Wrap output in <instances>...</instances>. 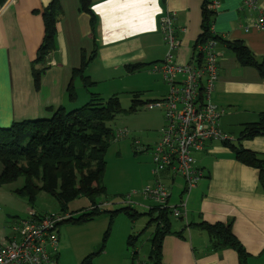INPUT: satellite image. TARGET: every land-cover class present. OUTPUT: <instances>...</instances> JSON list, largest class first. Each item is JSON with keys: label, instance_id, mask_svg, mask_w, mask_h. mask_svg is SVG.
I'll list each match as a JSON object with an SVG mask.
<instances>
[{"label": "crops", "instance_id": "0c3cea01", "mask_svg": "<svg viewBox=\"0 0 264 264\" xmlns=\"http://www.w3.org/2000/svg\"><path fill=\"white\" fill-rule=\"evenodd\" d=\"M51 1L7 0L0 6V129L14 123L50 119L61 106L77 107L75 101L69 100L67 89L71 83L76 88V79L72 76L74 69L81 67L82 55L88 58L95 51V58L87 63L90 87L107 84L104 86L112 91L116 84L131 82L144 73L142 77L152 83L150 87L161 94L159 100L165 98L169 91H162L159 76L153 73L149 76L151 67L163 64L169 52L161 24L165 17L172 18L179 44L174 56L179 64L193 63L198 56L197 46L214 40L201 39L204 0H92V11L98 20L94 36L91 17L80 11L79 0H59L62 16L57 25L56 48L47 59L48 69L36 91L31 66L44 38L43 18L36 11L43 10ZM246 1L218 0L219 7L210 9L214 13L210 28L214 35L211 36H216L213 50L219 62L218 80L209 102L224 110L219 122L223 132L232 139L229 142L238 138L243 125L257 122L264 114V78L255 68L240 66L226 43L242 41L258 60L264 58V31L252 28L253 21L264 17V0H256V8L245 4ZM134 66L135 72L130 69ZM97 91L89 93V99L91 94L105 99L102 96L105 90ZM132 94L142 96L144 91ZM150 103L146 105L148 110L163 112L160 122L163 128L164 110L150 108ZM121 131L128 135L126 130L117 134L114 131L116 137ZM226 143L209 142L204 151L194 155L195 166L203 171L204 178L189 193L185 192V180H180V176L164 173L160 177L170 189L168 205L176 207L186 203L185 214L180 218L183 222H176L175 228L172 225V231L181 232L182 237L170 234L164 238L160 264H241L235 250L211 248L207 233L193 227L202 222L211 225L232 222V234L248 255L246 264H264V190L258 183L259 171L235 159ZM241 146L264 156V135L245 140ZM153 170L152 162L146 186L156 180L154 175L151 177ZM134 203L143 209L156 207L144 199ZM31 212L35 211L27 210L28 215ZM133 231L131 228L130 233ZM4 239L5 236L0 243ZM58 241L65 249L61 236ZM58 254L56 264H63L62 254ZM94 257L92 264H95ZM128 259L126 253L125 260Z\"/></svg>", "mask_w": 264, "mask_h": 264}, {"label": "trees", "instance_id": "16d2710c", "mask_svg": "<svg viewBox=\"0 0 264 264\" xmlns=\"http://www.w3.org/2000/svg\"><path fill=\"white\" fill-rule=\"evenodd\" d=\"M6 2L7 0H0V6ZM58 2L59 0H52L43 10L36 11V14L40 13L42 16L44 23V38L36 53V60L31 66L36 91L41 86L40 78L48 69L46 66L47 59L56 48L57 25L62 16V7ZM210 3L211 0H204L203 33L200 35H202L201 39L210 37L215 40L216 36H211L214 34H211L210 30L214 15L208 9ZM79 4L80 11L90 15L91 31L93 36L96 35L98 20L92 11V0H79ZM217 40L219 39L217 38ZM226 43L240 66L255 68L264 78V58L258 60L242 41ZM95 52L88 58L83 54L81 67L73 71V79H80L85 89L92 85L86 74L87 63L95 58ZM200 59L201 56H198V63L202 62ZM130 69L135 72L137 67L134 66ZM75 89L72 83L67 89V95L71 102L77 100ZM138 99V94L133 95L131 111H136L138 106L145 104ZM122 112L124 113L118 96L103 99L99 95L91 94L90 99L84 105L72 110L61 106L50 119L14 123L8 128L0 129V186L14 183L23 177L24 186L15 193L27 199L28 205L33 206L39 192H45L57 200L61 213L65 214H68L70 202L79 197H87L92 203V211L83 214L78 219L72 217L67 222L91 221L90 216L101 213L95 202L96 199L108 195L103 177L107 170L105 156L109 146L117 138L114 129L109 124H112ZM262 135H264V114L259 116L257 122L243 125L238 138L224 145L231 150L236 157L235 159L241 164L259 171L258 183L264 190L263 154L245 150L241 146L243 141ZM142 191L135 192L134 195L131 194L129 203L135 205V201L132 199L134 196L140 195ZM144 200L146 199L144 198ZM156 207L148 212L150 216L157 214L151 220L152 223H156V231L152 239L150 264L161 263L162 243L167 235L174 234L182 237L181 232L172 231L171 210L168 208L161 209L158 205ZM119 212L127 214L132 221H136L137 217L140 216L131 206L110 214L115 215ZM193 227L207 233L211 248L214 251L224 248L233 249L237 252L240 263L246 264L248 255L241 243L232 234V222L214 225L202 222L194 224ZM137 238L139 236L132 234L129 236L127 240L128 249L135 247ZM102 251L100 250L96 254L98 255ZM137 255V252L133 253L131 264H135ZM94 256L95 254L87 257L83 264H92Z\"/></svg>", "mask_w": 264, "mask_h": 264}, {"label": "rangeland", "instance_id": "374dc122", "mask_svg": "<svg viewBox=\"0 0 264 264\" xmlns=\"http://www.w3.org/2000/svg\"><path fill=\"white\" fill-rule=\"evenodd\" d=\"M152 73L159 76L161 86H163L162 91L167 89L169 91L167 84L161 78V74L153 72L151 67L149 76ZM138 75L139 77L130 80L131 82L128 81L123 85L121 83L116 84L112 91L108 86H104L107 84H99L85 89L81 80L76 79L75 90L78 99L75 102L77 107L84 105L89 99V93H98V89L105 90L102 94L105 99L111 98L113 95L118 96L124 113L119 114L115 121L109 125L116 134L120 130H126L128 135L113 141L106 153L107 170L103 177L108 195L107 197H98L95 201L101 213L90 216L91 221L82 220L78 224L65 222L57 228L59 229V236L66 243V248L63 249L59 242V253L62 254L61 262L63 264H81L89 254L98 253L100 250H103L102 253L94 257L95 264H131L130 256L134 252L138 253L135 264H150L152 239L156 231L155 222L152 223L151 220L155 216H149V206L146 209L139 208L130 204L126 198L135 192H141L148 184L147 174L153 161L151 149L159 141L162 128L160 122L163 121L164 115L160 110L151 111L146 107L148 102L161 99V94L150 87L152 83L142 77L144 73ZM154 81L155 79H152V82ZM137 91H144L138 100L145 102V104L138 106L136 111H131L132 93ZM149 91H154L155 94ZM74 108H76L74 105L68 107L69 110ZM179 179L183 180L182 177ZM24 183L25 180L21 177L14 183L0 186V241L4 236L7 237L11 234V225L15 220L28 218V209L35 211L34 213L38 216L62 214L57 200L45 192H39L33 206L28 205L27 199L15 193L24 186ZM137 199L142 200L144 198L140 194L134 196L132 200L136 201ZM149 201L146 200L147 203L151 204V207L156 206L155 203ZM130 206L147 215L141 214L136 221H132L124 212L115 215L110 214ZM91 211L92 203L87 197H79L68 205V214H72L75 219ZM171 219L173 228H175L176 222H183L174 216ZM131 228H134L132 233H130ZM131 234L137 237L139 235V238L135 242V247L130 248L128 252L127 240ZM126 253L127 258H129L128 261L125 260Z\"/></svg>", "mask_w": 264, "mask_h": 264}, {"label": "built area", "instance_id": "2783aa9c", "mask_svg": "<svg viewBox=\"0 0 264 264\" xmlns=\"http://www.w3.org/2000/svg\"><path fill=\"white\" fill-rule=\"evenodd\" d=\"M218 0L209 9L216 10ZM245 4L256 8V0ZM170 16L162 19V30L169 52L163 64L154 65L152 71L163 76L169 87L165 98L149 104L150 108H162L165 125L161 129L160 140L151 149L156 180L146 186L142 196L154 201L161 208H168L172 216L180 219L185 214L186 203L169 206L170 193L161 181L168 173L185 180V192L197 187L204 173L195 166L194 155L204 151L212 141L229 142L232 139L220 127L224 110L209 102L218 80V57L214 53L215 41L209 39L197 46V55L202 62L182 65L175 61L174 52L179 44L172 28ZM252 28L264 31V17L253 21ZM214 34V33H211ZM201 53V55H199ZM127 136L121 131L117 138ZM136 193H133V195ZM130 200V195L128 196ZM71 214L37 216L29 213L28 218L15 220L11 234L0 243V264H56L59 256V226L67 222Z\"/></svg>", "mask_w": 264, "mask_h": 264}]
</instances>
